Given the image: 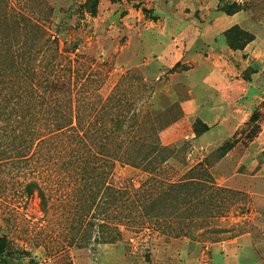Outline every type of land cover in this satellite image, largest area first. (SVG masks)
<instances>
[{"label": "rangeland", "instance_id": "rangeland-1", "mask_svg": "<svg viewBox=\"0 0 264 264\" xmlns=\"http://www.w3.org/2000/svg\"><path fill=\"white\" fill-rule=\"evenodd\" d=\"M240 33L253 37L242 50ZM48 39L78 48L72 65L103 99L140 108V143L114 184L148 193H102L88 213L89 193H44L43 205L23 193L30 172L8 175L9 253L23 264H264V0H0L2 61Z\"/></svg>", "mask_w": 264, "mask_h": 264}, {"label": "trees", "instance_id": "trees-1", "mask_svg": "<svg viewBox=\"0 0 264 264\" xmlns=\"http://www.w3.org/2000/svg\"><path fill=\"white\" fill-rule=\"evenodd\" d=\"M239 37V50L253 41L247 33ZM12 50L0 56V179L30 172L23 193H38L43 205L44 193H89L88 213L102 193H148L145 184H114L116 162H132L140 143L134 99L117 92L103 99L73 67L77 47L62 50L48 39L37 50ZM0 264H23L7 250L6 237Z\"/></svg>", "mask_w": 264, "mask_h": 264}, {"label": "crops", "instance_id": "crops-1", "mask_svg": "<svg viewBox=\"0 0 264 264\" xmlns=\"http://www.w3.org/2000/svg\"><path fill=\"white\" fill-rule=\"evenodd\" d=\"M189 84L192 87V89H194V91H195L196 87H197L196 83L191 81ZM204 85H205V83L202 84V86H204ZM211 87L212 88L215 87L217 89L216 92L217 91L221 92L222 88H223V86H218V84L216 86H211ZM199 100L202 101V99H200L197 95H193V97L190 100H188L185 104V109L187 110V112H189V113L195 112L200 105Z\"/></svg>", "mask_w": 264, "mask_h": 264}]
</instances>
